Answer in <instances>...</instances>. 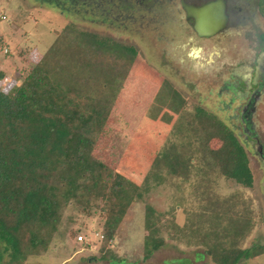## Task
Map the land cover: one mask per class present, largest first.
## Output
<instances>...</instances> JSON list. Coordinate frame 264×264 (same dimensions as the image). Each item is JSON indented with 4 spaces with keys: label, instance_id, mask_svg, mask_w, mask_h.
<instances>
[{
    "label": "rangeland",
    "instance_id": "1",
    "mask_svg": "<svg viewBox=\"0 0 264 264\" xmlns=\"http://www.w3.org/2000/svg\"><path fill=\"white\" fill-rule=\"evenodd\" d=\"M227 4L231 25L199 37L178 0H0V91L11 94L62 29L129 47L134 62L94 156L119 174L142 180L169 136L172 119L149 117L153 95L167 81L188 111L205 110L228 126L246 154L250 188L208 177L218 199L237 195L248 202L255 223L241 243L245 248L264 245V4ZM205 144L213 150L220 142L209 138ZM199 186L193 177L186 183L165 177L164 184L130 204L107 243L101 242V213L86 215L70 205L47 251L20 264H213L186 231L177 240L161 232L163 246L142 259L144 206L185 227L206 205ZM2 264H8L5 255ZM240 264H264V254Z\"/></svg>",
    "mask_w": 264,
    "mask_h": 264
},
{
    "label": "trees",
    "instance_id": "2",
    "mask_svg": "<svg viewBox=\"0 0 264 264\" xmlns=\"http://www.w3.org/2000/svg\"><path fill=\"white\" fill-rule=\"evenodd\" d=\"M134 58L129 47L62 29L16 89L0 91V264L4 255L8 264H20L45 253L70 205L86 215L101 213V242L107 243L130 204L164 184L165 177L182 183L195 178L206 205L195 223L182 228L145 205L143 260L163 246L161 232L177 240L186 231L213 264H240L264 254L263 244L241 247L255 223L248 202L210 192L212 174L252 186L242 146L216 116L188 111L167 81L158 85L149 117L172 119L169 136L142 180L119 174L94 156ZM209 138L219 147L207 148Z\"/></svg>",
    "mask_w": 264,
    "mask_h": 264
},
{
    "label": "water",
    "instance_id": "3",
    "mask_svg": "<svg viewBox=\"0 0 264 264\" xmlns=\"http://www.w3.org/2000/svg\"><path fill=\"white\" fill-rule=\"evenodd\" d=\"M186 16L192 20V29L199 37H209L220 31L226 18L223 3L215 1L200 7L184 6Z\"/></svg>",
    "mask_w": 264,
    "mask_h": 264
},
{
    "label": "flooded vegetation",
    "instance_id": "4",
    "mask_svg": "<svg viewBox=\"0 0 264 264\" xmlns=\"http://www.w3.org/2000/svg\"><path fill=\"white\" fill-rule=\"evenodd\" d=\"M178 1H179L180 5L182 6V8H184V6L200 7V6H202L204 4H207V3H213L215 1H220V2L223 3V7H224L223 8V13H224V16L226 18L224 27L220 31L226 29L227 27H229L231 25L230 24L231 19H230V14H229V11H228V4H227L228 0H178ZM184 11H185V8H184ZM185 14H186V11H185ZM186 20H188V22L190 24V27L192 28V20H191V18L186 17ZM220 31H218V32H220Z\"/></svg>",
    "mask_w": 264,
    "mask_h": 264
},
{
    "label": "built area",
    "instance_id": "5",
    "mask_svg": "<svg viewBox=\"0 0 264 264\" xmlns=\"http://www.w3.org/2000/svg\"><path fill=\"white\" fill-rule=\"evenodd\" d=\"M81 239H82V238H81L80 236H77V240H78V241H81Z\"/></svg>",
    "mask_w": 264,
    "mask_h": 264
}]
</instances>
